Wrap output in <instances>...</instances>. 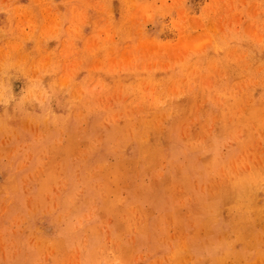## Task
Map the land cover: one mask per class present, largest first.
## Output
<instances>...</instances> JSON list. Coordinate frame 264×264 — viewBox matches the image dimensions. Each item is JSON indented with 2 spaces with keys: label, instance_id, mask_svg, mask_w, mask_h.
<instances>
[{
  "label": "rangeland",
  "instance_id": "obj_1",
  "mask_svg": "<svg viewBox=\"0 0 264 264\" xmlns=\"http://www.w3.org/2000/svg\"><path fill=\"white\" fill-rule=\"evenodd\" d=\"M0 264H264V0H0Z\"/></svg>",
  "mask_w": 264,
  "mask_h": 264
}]
</instances>
